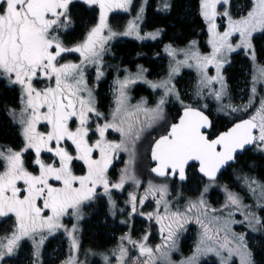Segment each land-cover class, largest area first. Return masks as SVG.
Masks as SVG:
<instances>
[{"label":"snow or ice","instance_id":"obj_1","mask_svg":"<svg viewBox=\"0 0 264 264\" xmlns=\"http://www.w3.org/2000/svg\"><path fill=\"white\" fill-rule=\"evenodd\" d=\"M132 0H83L89 6L98 5L99 23L87 33L81 43L69 47L61 39V31H67L71 25L70 5L74 0H0V77L9 84L20 87V99L23 105L17 120L14 109H9L13 121L22 129L23 147L13 150L0 148V217L14 215V230L10 236L0 239V262L11 256L19 242L28 238L33 243V264H39L41 247L47 238L63 229L70 240V250L78 253L80 243L76 233V224L69 230L62 220L65 216L83 219L82 206L86 202L107 198L108 213L115 217L117 212L125 213L129 220L135 216H145L149 221L155 219L160 225L161 243L152 247L148 240L150 232H145L139 239H133L131 230L119 238L115 248L107 253H100L103 264H173L171 253L176 248L175 237L179 229L184 228L195 217V222L202 229L193 254L180 261V264H200L202 257L215 256L219 264H230L233 256H239L241 264H255L251 250L246 242L245 233H235L232 225L247 224L252 232L264 231V219L253 211V205H246L238 194L227 192L225 203L219 208H210L204 200V193L196 201H189L184 210L172 209L166 184L155 185L149 182L143 196L135 191L128 194L126 208H119L112 191L123 190L131 180L139 187L140 182L125 169L119 180L109 179L108 170L117 153L128 151L130 141L139 139L143 126L136 127L129 117L143 113V124L151 126L164 117V105L169 96H174L181 104L183 114L176 123H172L155 139L151 147V159L156 162L152 172L160 177L178 176L181 181L187 179L186 169L196 166L198 171L209 181H215L217 173L228 162L234 161L238 151L253 146L264 153V98L259 107L248 119H241L215 138H209L204 131L212 122L200 108L185 104L180 93L172 83L173 76L181 66L194 67L199 81L195 95L204 99L212 97L219 105V111L225 115L240 111L246 112L255 104L258 94L257 85H264V66L256 64L252 35L264 30V0H255L254 6L246 16L233 19L227 9L217 11V5H228L229 0H200V14L207 22L211 52L202 54L194 48L195 42L188 48L175 49L170 45L165 50L172 57L167 78L157 82L147 81L139 69L136 74H129L123 80H117L115 108L110 119L98 111L85 78L86 66H97V80L103 75L100 71L103 53L107 42L117 35L107 23V13L114 9L128 11ZM169 7L164 0L163 8ZM130 21L123 35L136 33L139 37L137 21ZM218 15L227 17V28L218 30L215 20ZM107 29L108 35H104ZM159 30L147 34L155 39ZM238 34L239 42L233 37ZM238 49H244L253 61L251 94L247 105L237 107L231 103L224 104L227 86L221 75V68L227 56ZM79 53V63H62L63 54ZM182 54L183 60H177ZM214 67L216 75H209V68ZM138 81L147 83L154 91L161 89L163 95L155 107H147V100H141L135 106L134 113L129 112L130 97L126 89ZM37 83L45 86L38 88ZM219 84V89L215 84ZM207 108V104L202 106ZM96 117L95 128L90 123ZM104 120V123H99ZM43 123L46 132L38 131ZM75 125V127H73ZM112 130L119 133L120 140L107 138ZM91 133V135H90ZM92 136L97 138L93 141ZM70 142V144L68 143ZM34 151L32 164L35 171H30L25 164L24 153ZM51 154V162L42 159V153ZM98 153V158L96 154ZM80 162L83 174L77 175L74 165ZM249 191L256 196L255 208H264V184L253 178L243 177ZM102 188L103 192H98ZM155 200L156 211L138 212V205L143 206L148 197ZM163 207V215L160 209ZM239 212L244 219H234ZM167 221V223H165ZM121 223H128L127 220ZM221 233L223 235H221ZM39 237V239H37ZM129 246L138 250L139 255L129 256ZM226 253V255H225ZM95 255V253H93ZM141 257L143 259H141ZM61 264H81L75 254H70Z\"/></svg>","mask_w":264,"mask_h":264},{"label":"rangeland","instance_id":"obj_2","mask_svg":"<svg viewBox=\"0 0 264 264\" xmlns=\"http://www.w3.org/2000/svg\"><path fill=\"white\" fill-rule=\"evenodd\" d=\"M149 1H154V9L156 11L164 12L165 13L171 8L173 0H167V3L169 7L165 10L163 8L164 0H132L131 5L129 6L128 11H124L121 9L122 18L119 20L121 26L120 28L115 31L114 26H109L114 32L117 33L116 36L111 38V42L115 40L116 37L125 38L127 40H132L134 42H137L139 44H145L149 41L153 42L158 39H160L161 34H159L155 39H152L147 34L154 33L158 29L156 27L146 29L145 26V11L148 6H150ZM255 0H229L228 5L219 4L217 5V11L219 13H223L226 9L229 12V14L232 16L233 19H239L242 15L246 16L247 12L252 9L254 6ZM152 4V3H151ZM141 6H143V12L141 13V19L137 21L138 24V30H139V37L138 38L136 33H133L131 35H123L127 29V26L130 21H134L137 17L138 12H140ZM152 6V5H151ZM198 7H199V13H200V0H198ZM241 7V9H239ZM241 10V11H240ZM201 16V14H200ZM202 20L205 24V48L202 47V45L199 43V40L197 38H193L189 40L184 46L182 47H176L174 44L171 43H165L163 44V56L164 59L160 60L161 63H163V67L161 70H159L154 75H151L148 77V72L150 71V68L142 64L141 62H136L132 65H127V71L124 76L116 78L114 81H110L106 84L105 91L103 92V96H105L108 100V102L105 105V109L101 111V108H98L97 106V97L96 93H93L94 100L96 103V107L98 111L103 113L105 117L110 119V113L115 108V98L117 96L116 89L118 88V85L116 84L117 80H123L125 76L129 74H136L139 69H144L143 76L147 81L157 82L162 79L167 78L169 73V65L172 63V57H170L165 50L166 46H171L175 49H185L188 48L190 45H192L193 42H195L194 48L198 50L202 54H208L211 52V46L208 44L209 40V33H208V25L207 22L203 19ZM216 24L218 25L219 31H224L227 28L228 19L227 17H224L222 15H218L215 20ZM105 32H108L107 29ZM264 30H258L257 32L253 33L252 35V45L254 43V38L260 36ZM108 35V33H107ZM233 42L238 43L239 42V36L238 34L234 35ZM254 47V45H253ZM255 50V49H254ZM233 55H239L241 58L245 59L246 61V69L242 72V77L240 78L239 83H234L233 86L235 87L234 93L231 95L229 94V86H227L226 82V76H225V69L229 63L230 58ZM256 56V53H255ZM141 57V56H140ZM177 60H183L184 56L182 54L177 55ZM256 57V64L264 66L262 64V60L260 62L257 61ZM132 66V67H131ZM107 70L109 71L110 67L106 66ZM253 61L250 58V55L246 50L244 49H238L235 52H232L227 56V61L223 64L221 68V75L224 77V82L227 86V95L225 96L223 103L228 104L231 103L237 107H241L243 105H247L249 101V95L251 94V80H252V74H253ZM209 75L215 76L216 71L214 67L209 68ZM92 81H94V77L91 78ZM199 77L197 74V71L194 67H187V66H181L178 73H176L173 76L172 83L175 85L176 89L180 93V98L183 100L185 104H190L193 107L200 108L203 111H208L210 115L214 118V123L220 124L221 120L228 121V122H234V119L241 118V116L249 118L251 115L255 113V109L259 107V102L262 98H264V85H257V96L255 99V104L252 108H249L246 112L240 111L236 113H231L230 115H225L224 112L219 111V105L218 103L210 96H206L204 99H200L195 95V89L198 84ZM94 83L90 84V87L92 89ZM142 85L145 88V91H148V95H146V92H140L136 95L134 93V89L136 86ZM215 88L219 89L220 85L217 83L214 85ZM127 95L130 97L129 101V112L134 113V108L131 106L137 105V103L141 100V98H144L147 100V107L152 108L155 107L156 102L159 100V98L163 95V92L161 89L153 90L147 83H144L143 81H138L135 84L130 85L126 89ZM204 104H207V108H203L202 106ZM172 111V117L175 119L179 111L182 109L181 104L175 99L174 96H169L167 98V102L164 105V117L162 120L157 121L153 123L151 126H148L147 124H143L142 122L145 121V116L143 113L135 114L129 117L130 122L136 123V127L140 128L143 126V131L139 134V139H136L134 141H130L128 144V151H120L116 154L113 161L115 162L114 168L116 169V175L114 176H120L121 172L125 169L128 170V173L130 175H134L136 180L140 182L139 187L136 186L133 181L129 180L123 190H115L117 192V195H113V198L116 200L117 205L119 208H126L125 201L128 199V194L130 192L135 191L138 196H143L145 189L148 187L149 182L155 185L159 184H166L168 186L169 195L167 196V199L171 202L172 209L175 210L176 208H179L181 211L184 210L185 206L189 201H196L201 193H204V187L208 186V191L204 193V200L206 201L207 205L210 208H217L219 209L226 200V194L227 192H233L239 195V197L242 199L243 203L246 205H253V211L256 212V214L264 218V208H255V202H256V196H253V194L249 191L248 187L245 185L243 177L247 176L250 178L255 179L261 184H264V179L260 180L257 178L256 175H253L252 173H245V172H236L231 170L230 179L226 180L224 178L218 179L215 182H203L200 179H194V183L192 182V185L184 184L183 186H180L177 183L171 182L170 179H156L153 177L145 176V178L140 181V177L142 175V171L145 169V167L148 168L150 173V160H149V151L152 143L156 138H158L160 135L166 133V129L174 122L170 117V114L168 111ZM21 111V110H17ZM92 126L95 127L96 124V117H91ZM99 123H104V120H100ZM112 130H109L108 132H111ZM18 133V132H17ZM22 133V129L20 130V134ZM113 134L116 136L117 142L120 140L119 133H116L113 131ZM22 135V134H21ZM108 135V133H107ZM23 141V136H22ZM20 145V143H19ZM17 146V148L19 147ZM23 147V144L19 149ZM1 148V147H0ZM255 151L258 152L256 148H254ZM260 152V151H259ZM262 153V152H260ZM264 154V153H262ZM112 161V164H113ZM150 163V166L148 165ZM147 170V171H148ZM0 171H3V169L0 168ZM120 172V173H118ZM111 173H113L111 171ZM118 173V174H117ZM190 177V174H188ZM112 177V175H111ZM119 180V179H118ZM117 180V181H118ZM227 190V192H226ZM100 193L103 192V189L100 188ZM120 194V195H119ZM101 202L104 204V212L106 217L104 218V221L109 224L110 230L109 236L114 240L111 245H107L104 248L96 249L94 247H86L83 242L80 245L79 252L83 250L86 247L85 254H87L90 251H94V253H97L96 257H93V253L91 256L93 258H87V264L92 262L94 258H96V261L93 264H103V260L100 253H107L110 249H113L116 247V245L119 243V238L126 233H128L131 230V235L133 239H139L140 236H142L145 232H150L151 235L149 236L148 243L150 246L155 247L156 245L161 243V233L159 231L160 225L156 223L155 219L149 221L145 216L135 215L130 220L127 216V212L120 213L117 212L116 216L113 217L108 213L107 209V198L104 197L102 199H96L92 202H86L82 206V214L83 219L80 221H77L74 217L71 216H65L62 220L63 225L68 228L69 230L72 228L73 224H76L79 231L76 233L78 236V239L82 237L84 232V224L82 222L86 219L89 220V209L90 206H92L95 202ZM138 212L143 211L145 213L149 212H155V200L149 196L148 199L145 201L143 206L138 205ZM160 214L163 215V207L160 209ZM139 219L142 221L140 225H134L135 221ZM235 220L242 221L244 217L237 212L235 217ZM127 220L128 223H121V221ZM167 223V221H165ZM232 231L235 233H245L246 234V242L248 244L249 249L251 250V253L253 254V251L259 249L260 245V239H259V233L261 232H252L247 224H240L236 223L232 226ZM14 230V226H10L9 223L4 224V226L0 227V238H4L5 236H10L11 232ZM202 229L200 226L195 222V217L193 216L192 219L188 224L184 226V228L179 229L177 231L176 237H175V243L176 248L171 253V261L173 264H180V261L186 257H189L193 254L195 250V245L198 242L200 238V233ZM46 239L45 242L47 243L50 237L54 238V243L51 248H46V243L41 247V255L39 258V264H61L62 261L66 260L70 254H73L70 250V240L66 232H64L63 229H60L56 233L52 235H48L45 233ZM221 235H223L221 233ZM39 239V237H37ZM26 243H19L18 247L14 251V253L11 256H7L4 258L0 264L8 263V264H33L34 256H33V243L30 239L26 238ZM107 248V249H106ZM185 248V250H184ZM106 249V251L104 250ZM87 252V253H86ZM138 250L131 248L129 246V256L135 257L138 256ZM226 255V253H225ZM85 258V257H84ZM13 259V260H12ZM141 259H143L141 257ZM252 259L254 260L253 256ZM80 260V259H79ZM219 264L218 259L215 256L209 255L207 257H202L200 260V264H212V263ZM113 264H114V258H113ZM230 264H241V259L239 256H233L231 258Z\"/></svg>","mask_w":264,"mask_h":264},{"label":"trees","instance_id":"obj_3","mask_svg":"<svg viewBox=\"0 0 264 264\" xmlns=\"http://www.w3.org/2000/svg\"><path fill=\"white\" fill-rule=\"evenodd\" d=\"M149 3L150 6H148L145 11V26L146 29L156 27L161 34L160 39L153 42L149 41L145 44H139L126 39L122 44L115 47L117 58L122 59L126 65L141 62L145 66L149 67L150 71L148 72V77L154 75L163 67L164 64L161 63L160 60L164 59L163 44L165 43H171L176 47H182L189 40L197 38L202 47L206 49V45L204 43L206 33L205 24L199 13L198 0H173L171 8H169L166 13L165 11H156L154 9V1H149ZM253 45L258 59L257 61L260 62L262 60V64L264 65V32L260 36L254 38ZM246 67L247 65L245 59L241 58L239 55H233L230 58L225 69L226 82L227 86H229L230 95L235 91L233 84L240 82L242 72L246 69ZM107 83L108 80L101 84L98 88L99 90L96 92L97 107L101 108V111L103 112H105V105L108 102L107 98L102 95L105 91ZM133 91L136 95L140 92H146V95L150 94L148 91H145V88L142 85L136 86ZM15 97L16 96H14L12 92L3 90L0 85V142L10 143L13 146L18 144L19 137L17 131H15L5 116V106L6 104L12 103ZM172 111V109L168 111L171 118H173ZM172 120L174 121V118ZM225 123L228 124L227 121H221L219 128L221 129L222 124ZM110 133L112 137H110L109 140L117 141L113 131ZM112 165L111 171L113 173H111L112 177L110 180L116 182L120 176H114L117 172L115 169L116 167L114 168V161ZM148 165L150 166V163H148ZM147 170L148 168L145 167L142 171V175L139 178L140 181L148 175L153 177L149 173V170ZM230 170H232V172L236 171L239 173H255L258 175L257 178L262 180L264 179V158L261 156H254L249 151L244 152L238 158V162L234 166H231ZM230 170H227L222 174L224 179H230ZM188 173L190 174V179L187 180L186 184L190 186L192 185V182L194 183V179L198 178V175L195 172V167L193 166L190 167ZM112 194L117 195L115 189L112 191ZM104 210V204L99 201L95 202L89 209V220L83 222L84 232L82 235V242L86 247L89 246L96 249H102L107 245H111L114 241L109 236V232L112 229L109 224L104 221V218L106 217ZM141 223L142 221L137 219L134 225H140ZM259 239L261 241L259 249L253 251L252 256L255 264H264V231L259 233ZM53 243L54 240L50 239L45 245L46 248H51ZM106 249L104 250L106 251ZM94 251L98 250L94 249ZM94 251L92 253H94ZM96 255L97 253L93 256L95 257ZM212 264L216 263L213 262Z\"/></svg>","mask_w":264,"mask_h":264},{"label":"flooded vegetation","instance_id":"obj_4","mask_svg":"<svg viewBox=\"0 0 264 264\" xmlns=\"http://www.w3.org/2000/svg\"><path fill=\"white\" fill-rule=\"evenodd\" d=\"M120 11H121V9H114V10L109 11L107 13V23L110 27L114 26V24H115V26L113 28V29H115V27H116L115 31H117L121 26L119 20L122 18V13ZM70 14H71L72 23H71V25L68 26L67 31L66 32L61 31L60 35H61V39L64 41L65 45L72 47V46L77 45L78 43H81L83 41V39L87 36V33L91 30V28H93L96 24L99 23L100 9H99L98 5L89 6V5L84 4L83 0H74V3L72 5H70ZM107 33L108 32H104V35H107ZM125 40H126L125 38L116 37L114 41L111 42V39H110L107 42V44L105 46L106 51L103 53L102 63L99 66L100 71L103 73V75L99 78V80H97V78H96L97 77V66L89 65V66L85 67V69H84L85 78L88 82L89 88H91L90 87L91 83L95 84L92 87L93 93H96L99 90L98 89L99 86H101V84H103L106 80H108V82L114 81L116 78L118 79V77H122L125 75V73L127 71V65L124 63V61H122V59L117 58L116 53H115V47L122 44ZM80 59H81V57H80L79 53H75V52L65 53V54H63V59L61 62L62 63H64V62L79 63ZM106 66L110 67L109 71H106L107 70ZM92 77H94V81L91 80ZM0 85H1L3 90H6L8 92H12L14 94V96H16L14 98L15 101L13 100L12 103L6 104L5 116H6L7 120L9 121V123L11 124V126L15 129V131L18 132V137H19V142L16 146H13L10 143H6V142H0V147L1 148L10 147L13 150L19 151L20 150L19 148L24 143V141H22V135L20 134L21 126L17 121H13V118L9 114L8 110L14 109L16 111L17 120H18L20 111H17V110H21L23 107V105L21 104V99H20V95H21L20 87L18 85L9 84L8 80L6 78H3V77H0ZM36 86L38 88H42L45 85L43 83H37ZM211 118H212L213 123H212V127L209 131V138L216 136L220 132L227 129L233 123V122L230 123L227 121L229 125L227 123L222 124V127L220 129L219 128L220 124L214 123V118L212 116H211ZM221 121H223V120H221ZM90 123L92 125L91 121H90ZM73 127H75V125H73ZM92 128L94 129L95 127L92 126ZM47 130H48L47 127L43 123L38 125V131L46 132ZM90 135H91V133H90ZM110 137H112V135L110 132H108L107 138L110 139ZM96 138H97L96 136H92L93 141ZM19 143H20V145H19ZM68 143L70 144V142H68ZM18 145H19V147L17 148ZM254 148L255 147H252L248 151L251 152L254 156H261L264 158V154L260 153L259 151L258 152L255 151ZM245 152H247V151H245ZM34 155H35V153L32 150L24 153L25 164L30 171H35V166L32 164ZM240 156L237 157L235 164L238 162V158ZM96 158H98V153L96 154ZM42 159H44L47 162H51L52 156H51V154H49L47 152H43L42 153ZM112 166L113 165L111 164L109 167V170H108L109 179L111 178ZM190 167H192V166H190ZM190 167L188 168V170L190 169ZM0 168L3 169L2 162H0ZM230 169H231V167L227 168V170H230ZM74 171H75V174H77V175L83 174L84 170L81 168L80 162H77L74 165ZM231 173L232 172L230 170V174ZM187 174H189V173H187ZM222 174L220 175V179L223 178ZM253 174L258 176L255 173H253ZM188 179H190L189 176H187V180ZM195 179H198V178H195ZM171 182L177 183L176 179H173ZM177 184H179V183H177ZM184 184H186V183H184ZM184 184H179V185L183 186ZM6 223H9L11 227L14 226V224H15L14 215L9 214V217H0V227L4 226V224H6ZM26 242H27V240H26V238H24L19 243H21V245H22V243L24 244Z\"/></svg>","mask_w":264,"mask_h":264},{"label":"water","instance_id":"obj_5","mask_svg":"<svg viewBox=\"0 0 264 264\" xmlns=\"http://www.w3.org/2000/svg\"><path fill=\"white\" fill-rule=\"evenodd\" d=\"M182 114H183V109L180 110V112H179V114H178V117L176 118V120H175L174 123L178 122V120H179V116L182 115ZM204 114L207 115L208 118H209V120L212 122L211 117H210L206 112H204ZM239 121H240V120H239ZM239 121H237V122H239ZM237 122H235V123H237ZM233 124H234V123H233ZM233 124H232L231 126H229L228 128L232 127ZM211 127H212V126H211ZM211 127H210V128H207V129L204 130L208 136H209V131H210ZM169 128H170V126L168 127V129H169ZM228 128H227V129H228ZM227 129H226V130H227ZM226 130H224V131H226ZM222 132H223V131H222ZM165 134H166V133H165ZM158 138H159V137H158ZM158 138H156V139H158ZM214 138H215V137H214ZM152 145H153V143H152ZM152 145H151V147H152ZM251 147H252V146H247V147H246V150L238 151V152L236 153V158H235V160H234V161H230V162H228L224 167L221 168L220 172L217 173V178H216V180L220 177V175H221L223 172H225V171L227 170V168H228L229 166L235 164L236 159H237L238 156L242 155L245 151H248L249 149H251ZM149 159H150V163H151L150 173H151L154 177H156V178H158V179H164V178L176 179V181H178V182H180V183H184V182H186L187 179L184 180V181H181V180L179 179L178 176L173 177V176L169 175V176H167V177H160V176H157L155 173H153V172H152V168L156 166V162H154V161L151 159V148H150V153H149ZM189 167H190V166H189ZM189 167H188V168H189ZM195 167H196V172H197V174H198L201 178H203L204 180L209 181L207 177L203 176V174L200 173V172L198 171V163L196 164ZM188 168L186 169V172H187Z\"/></svg>","mask_w":264,"mask_h":264},{"label":"crops","instance_id":"obj_6","mask_svg":"<svg viewBox=\"0 0 264 264\" xmlns=\"http://www.w3.org/2000/svg\"><path fill=\"white\" fill-rule=\"evenodd\" d=\"M82 224H83V222H82ZM79 243H80V245L82 244V237L79 238ZM85 250H86V248L81 250V252L78 251V253H73V254H75L78 257V260L80 259L79 261L81 262V264H87V261H88L87 258H93L94 257V256L93 257L91 256V254H92L91 251L88 252V253L86 252L87 254H85ZM95 261H96V258L93 259L92 262H90L89 264H93ZM3 264H8V263H3Z\"/></svg>","mask_w":264,"mask_h":264}]
</instances>
